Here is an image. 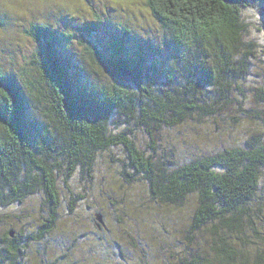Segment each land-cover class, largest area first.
<instances>
[{"label": "trees", "instance_id": "16d2710c", "mask_svg": "<svg viewBox=\"0 0 264 264\" xmlns=\"http://www.w3.org/2000/svg\"><path fill=\"white\" fill-rule=\"evenodd\" d=\"M147 4L170 32L165 62L139 44L134 51L126 49L127 29L110 42L107 52L81 39L87 75L104 71L113 78L104 85L86 82L60 51L58 32L33 24L28 34L39 47L30 67H23L28 95L21 80L0 69V81L7 85L0 89V209L39 192L47 208L25 240L13 231L5 234L3 261L19 264L25 246L60 224L58 176L70 179L79 170L80 182L92 183L97 153L120 147L126 158L119 169L122 181L142 185L149 199L175 209L195 198L180 238L158 239L170 250L160 264H264V81L256 84L251 78L257 76L256 44L247 38L250 31L264 32V0ZM82 30L92 31L87 23ZM206 119L215 125L243 123L251 131L242 145L190 161L157 155L156 139L164 128ZM134 130L146 138L145 147L134 140ZM139 200L128 197L124 204L135 212L143 208ZM75 202L70 201L69 214ZM93 207L95 231L111 238L102 245L105 253L116 246L121 256L124 239L138 246L137 238L127 234L134 231L129 224L118 237L105 222L124 226L121 217L106 207ZM142 253L139 264H150Z\"/></svg>", "mask_w": 264, "mask_h": 264}, {"label": "rangeland", "instance_id": "374dc122", "mask_svg": "<svg viewBox=\"0 0 264 264\" xmlns=\"http://www.w3.org/2000/svg\"><path fill=\"white\" fill-rule=\"evenodd\" d=\"M26 4V15L0 11V69L21 80L27 95L23 67L29 66L32 54L39 47V43L28 34L33 24H45L57 31V45L62 54L70 60L72 71H79L80 79H87L86 82L91 80L97 85L109 84L113 78L104 71L101 75H87L86 70L89 68L82 52L84 45H81V39L94 44L100 51L107 52L110 50V42L122 37L127 29L128 34L123 39L126 49L134 51L139 44L151 54H157V59L161 62L167 61L169 57L170 32L154 18L147 0H55L54 3L51 0L47 3L26 0ZM84 23H87L92 31L85 33L82 30ZM64 36L69 38H63ZM247 38L253 39L256 44L254 64L257 67L254 69L257 76L251 78L259 84L264 81V32L250 31ZM36 76V73H33V80ZM134 131V140L141 148L145 147L146 138L141 131ZM249 131L251 129L243 123L241 125L225 122L215 125L209 119L187 121L163 129V133L156 139L157 155L161 156V159H175L178 163L190 161L213 151L242 145ZM119 148L112 149L111 153L107 152L108 150L97 153V163L93 164L90 172L92 183L83 185L80 182L79 170L70 179L58 176L60 224L41 240L25 246L21 258L16 260L17 263L139 264L138 256L144 251L148 260L150 259V264H160L161 258L170 256V250L158 239L164 242L180 238L178 232L183 231L185 220L192 214L195 198H188L184 205L177 209L149 199L144 194L142 185L122 181L119 169L124 167L126 158ZM145 150L152 151L150 146ZM169 150L173 151L172 155ZM128 197L140 199L138 205L143 208L135 212L130 211L124 204ZM72 199H76V202L72 213L69 214L68 206ZM43 200L44 194L39 192L25 198L21 203L0 209V264H9L2 260L6 258L2 257V248L8 239L5 234L13 231V235L18 233V236L25 240V235L36 231L43 221L41 219L47 214ZM93 205L106 207L123 219L124 226L115 221L109 224L107 219L105 220L108 226L117 231L118 237L123 229H129V224L134 231H127V234L137 238L140 243L136 240L135 243L138 246L131 245L124 239L123 244L119 246L123 253L121 256L120 250L116 251V246H110L111 249L105 253L103 246L108 245L107 240L110 241L111 238L107 233L102 235L95 231L92 219ZM154 228H157L156 231H153ZM173 250L175 251L174 248Z\"/></svg>", "mask_w": 264, "mask_h": 264}, {"label": "clouds", "instance_id": "9594fccd", "mask_svg": "<svg viewBox=\"0 0 264 264\" xmlns=\"http://www.w3.org/2000/svg\"><path fill=\"white\" fill-rule=\"evenodd\" d=\"M26 0H0V11H6L9 14L26 15Z\"/></svg>", "mask_w": 264, "mask_h": 264}, {"label": "snow or ice", "instance_id": "6c2138e0", "mask_svg": "<svg viewBox=\"0 0 264 264\" xmlns=\"http://www.w3.org/2000/svg\"><path fill=\"white\" fill-rule=\"evenodd\" d=\"M40 2L41 3H47L48 0H40ZM51 2L54 3L55 0H51ZM219 2H220V0H217V3H219ZM5 87H7V85L3 81H0V89L5 88Z\"/></svg>", "mask_w": 264, "mask_h": 264}, {"label": "water", "instance_id": "95a60500", "mask_svg": "<svg viewBox=\"0 0 264 264\" xmlns=\"http://www.w3.org/2000/svg\"><path fill=\"white\" fill-rule=\"evenodd\" d=\"M226 3H232L234 0H222ZM96 220L98 221V223H102V218L100 214H96ZM10 235H12V233H10Z\"/></svg>", "mask_w": 264, "mask_h": 264}]
</instances>
